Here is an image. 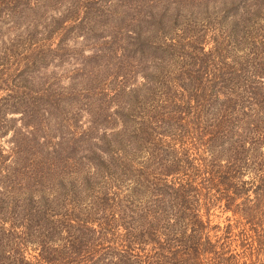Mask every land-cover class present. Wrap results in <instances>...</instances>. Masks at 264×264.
<instances>
[{"label":"trees","instance_id":"16d2710c","mask_svg":"<svg viewBox=\"0 0 264 264\" xmlns=\"http://www.w3.org/2000/svg\"><path fill=\"white\" fill-rule=\"evenodd\" d=\"M118 1L79 84L54 15L0 36V264H264V0Z\"/></svg>","mask_w":264,"mask_h":264},{"label":"rangeland","instance_id":"374dc122","mask_svg":"<svg viewBox=\"0 0 264 264\" xmlns=\"http://www.w3.org/2000/svg\"><path fill=\"white\" fill-rule=\"evenodd\" d=\"M31 1L33 5L29 3L30 5L23 8V10L17 13L12 12L11 16L7 17L3 22L0 17V36H12L16 31L10 27L13 25L11 19H18L22 21V25L25 22H35L39 37L43 20L51 14L54 15L57 17L58 27L55 31L53 30L54 33L51 35L50 43L52 47H55L56 44H65L63 49H66V53L62 56L64 50H59L60 56L52 59L54 65L50 64L48 66L46 74L58 76V83L62 86L69 85L72 82L79 84L80 79L77 78V74L70 71L73 68H79L78 62L91 54V51L102 48V40L108 37L111 28L121 24L118 20L122 11L119 1L108 0L104 5L101 2L92 4L91 9L89 11L86 10L87 14L84 12L80 13L81 17L85 15V21L81 18L71 20V15L64 16L66 14L64 6L68 4V0H60L61 3L59 4L51 0ZM6 8V6H0V13H4ZM54 8L56 9L53 10ZM142 9L146 12L150 11L148 5H143ZM80 16L78 15L77 17ZM23 20L27 21L24 22ZM141 24L145 30H148L149 24L146 25L144 22H141ZM30 29L33 31L32 27ZM10 116L14 118L12 124L20 128V121L18 120L21 117L20 114L13 113ZM83 121H85L84 118ZM11 134L10 131L1 142L8 145L7 139Z\"/></svg>","mask_w":264,"mask_h":264}]
</instances>
